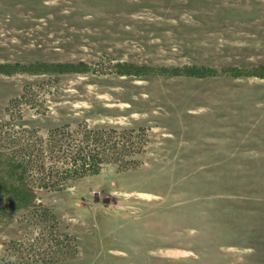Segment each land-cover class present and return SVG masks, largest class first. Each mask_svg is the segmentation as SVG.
I'll use <instances>...</instances> for the list:
<instances>
[{"label": "rangeland", "instance_id": "374dc122", "mask_svg": "<svg viewBox=\"0 0 264 264\" xmlns=\"http://www.w3.org/2000/svg\"><path fill=\"white\" fill-rule=\"evenodd\" d=\"M33 62L82 65L0 74V264H264V0H0Z\"/></svg>", "mask_w": 264, "mask_h": 264}, {"label": "trees", "instance_id": "16d2710c", "mask_svg": "<svg viewBox=\"0 0 264 264\" xmlns=\"http://www.w3.org/2000/svg\"><path fill=\"white\" fill-rule=\"evenodd\" d=\"M82 64H72V63H55V64H46L42 62H33L29 64H19V63H3L0 64V74L10 76L13 73H67L77 71ZM127 68L128 65L124 64ZM122 64H116L119 72H122ZM172 74H177L183 72L189 76L197 75L201 77L205 69H196V67L183 66L181 69H172L170 70ZM7 201L9 205L13 208L21 209L29 206L34 198L33 190L25 187L24 184L20 183L17 186L14 185H5Z\"/></svg>", "mask_w": 264, "mask_h": 264}]
</instances>
